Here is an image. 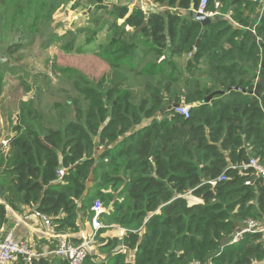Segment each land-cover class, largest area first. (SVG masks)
I'll list each match as a JSON object with an SVG mask.
<instances>
[{
  "label": "trees",
  "instance_id": "16d2710c",
  "mask_svg": "<svg viewBox=\"0 0 264 264\" xmlns=\"http://www.w3.org/2000/svg\"><path fill=\"white\" fill-rule=\"evenodd\" d=\"M141 1L184 15L95 1L90 51L112 78L93 86L63 71L75 75L76 98L58 124L14 129L0 149V195L15 212L48 217L59 234L78 233L93 202L109 209L83 264H264L258 234L231 244L244 223L264 219V184L241 169L251 160L264 166V88L260 98L249 94L262 49L243 31L253 27L264 43V6L208 0L205 12L219 21L203 28L189 16L200 0ZM215 92L224 95L206 103ZM181 103L188 118L172 108ZM113 227L127 233L99 238ZM14 264L69 263L45 256Z\"/></svg>",
  "mask_w": 264,
  "mask_h": 264
},
{
  "label": "rangeland",
  "instance_id": "374dc122",
  "mask_svg": "<svg viewBox=\"0 0 264 264\" xmlns=\"http://www.w3.org/2000/svg\"><path fill=\"white\" fill-rule=\"evenodd\" d=\"M95 1L104 3L0 0V38L4 39L0 41V141L23 123L58 124L61 111L76 98L75 75L65 74V69L93 86L108 85L111 72L97 53H91L88 41L95 29L91 21ZM14 25L20 26L19 31H12ZM68 43L72 50L65 51ZM186 198L197 203L189 195Z\"/></svg>",
  "mask_w": 264,
  "mask_h": 264
},
{
  "label": "built area",
  "instance_id": "2783aa9c",
  "mask_svg": "<svg viewBox=\"0 0 264 264\" xmlns=\"http://www.w3.org/2000/svg\"><path fill=\"white\" fill-rule=\"evenodd\" d=\"M123 0H104L106 5H111L116 2ZM135 1V0H133ZM254 2H259L264 6V0H253ZM208 0H200L198 8L194 13L203 14L206 17H219L217 12H205ZM143 2L141 9L143 10ZM219 7V4H215V9ZM144 11V10H143ZM228 17V16H227ZM174 112L188 118L190 115V106L185 104H179V107L173 108ZM0 149L4 152L8 149V139L0 141ZM241 169H252L254 171L253 175H256L262 183L264 184V166L258 164L255 160H251L248 165L241 167ZM59 177H62L63 170L58 172ZM224 176L219 177L217 180L211 181L210 184L214 186L219 181H224ZM90 211L92 213L90 225L93 229L90 239H85L82 237L83 242L79 244L72 243L65 234L57 233L48 217L40 215L42 221L44 222L45 230L43 235L47 238H51L56 241V249L48 253L50 256H56L62 260L67 261L69 264H83L85 257L89 253L94 252V240L100 229L106 228L101 225L99 218L107 212V210L99 202H93ZM111 229V228H109ZM108 229V230H109ZM258 234L259 242L264 246V219L261 222L248 221L244 223L243 228L236 232L231 240V244H237L244 234ZM45 255L36 254L26 242H17L9 234L4 238L0 239V264H14L20 259L24 260L26 263H30L33 259L39 257H44Z\"/></svg>",
  "mask_w": 264,
  "mask_h": 264
},
{
  "label": "crops",
  "instance_id": "0c3cea01",
  "mask_svg": "<svg viewBox=\"0 0 264 264\" xmlns=\"http://www.w3.org/2000/svg\"><path fill=\"white\" fill-rule=\"evenodd\" d=\"M130 1V0H129ZM131 4H135V1L131 0ZM153 8L160 12H167L170 10L176 9H167V8H158L155 5H152ZM179 10V9H178ZM180 11V10H179ZM258 19V17H256ZM119 24L121 22H118ZM188 56H183L178 61L183 63L188 60ZM205 67L202 66V69ZM258 76V74H257ZM9 137V136H8ZM4 140V139H3ZM0 190V194H1ZM2 195V194H1ZM0 195V206L3 209V213H0V239L6 237L7 235H11L12 238L17 242H26L30 245L31 249L39 255H45L49 257L48 253L51 250H54L55 242L51 238H47L43 235L45 230L44 222L37 215V212L34 208H24L21 213L15 212L10 207L2 201L4 199ZM80 221L81 229L78 233H64L69 240L74 244H79L83 242L82 237L85 239H90L93 229L90 225V218L82 217ZM123 229L114 228L113 230H107L103 234L99 235V238H119L123 237L122 235ZM44 256V257H45ZM52 257V256H51Z\"/></svg>",
  "mask_w": 264,
  "mask_h": 264
},
{
  "label": "water",
  "instance_id": "95a60500",
  "mask_svg": "<svg viewBox=\"0 0 264 264\" xmlns=\"http://www.w3.org/2000/svg\"><path fill=\"white\" fill-rule=\"evenodd\" d=\"M135 3L138 4V5H140V6L143 4V2L141 0H135ZM143 10H144L146 16H148L151 13H153V14L159 13V11H157V10H155L153 8L152 4L144 5ZM165 14L166 15H177V16L184 15V13H182L178 9L167 11V12H165ZM189 16L191 18H193L196 22L200 23L203 28H206L209 25L215 24V23H217L219 21V18L218 17H211V18H209V17L204 16L203 14L194 13L193 11H191L189 13ZM243 31L245 33H247L251 37L252 41L254 43L258 44L260 46V48L262 49V57H261V63H260V68H259L258 76L256 77V80H255L254 89L251 92H249V94H251V95H253V96L257 97V98H260L261 91L264 88V43L261 42L257 38V36L255 35V32H254V28L253 27L246 28ZM203 34H204V31L201 32V36ZM198 43H199V41L197 42V44ZM237 90H240V89H237ZM215 95H224V92H215L214 94L209 95L205 99V102L208 103L213 98V96H215ZM176 107H179V105H175L174 104L172 106V108H176ZM2 201L5 203V199H2ZM108 211H109V209H107V212ZM126 233H127L126 230L122 231V235L123 236ZM49 257H51V256H49Z\"/></svg>",
  "mask_w": 264,
  "mask_h": 264
}]
</instances>
